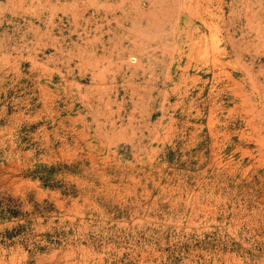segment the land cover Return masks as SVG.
<instances>
[{
    "label": "rangeland",
    "instance_id": "1",
    "mask_svg": "<svg viewBox=\"0 0 264 264\" xmlns=\"http://www.w3.org/2000/svg\"><path fill=\"white\" fill-rule=\"evenodd\" d=\"M0 264H264V0H0Z\"/></svg>",
    "mask_w": 264,
    "mask_h": 264
}]
</instances>
